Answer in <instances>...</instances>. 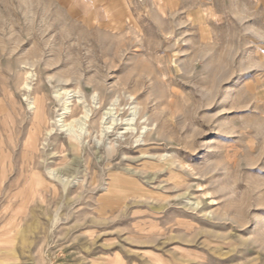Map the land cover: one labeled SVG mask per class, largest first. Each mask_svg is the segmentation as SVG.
I'll use <instances>...</instances> for the list:
<instances>
[{"label": "rangeland", "instance_id": "rangeland-1", "mask_svg": "<svg viewBox=\"0 0 264 264\" xmlns=\"http://www.w3.org/2000/svg\"><path fill=\"white\" fill-rule=\"evenodd\" d=\"M0 104V264H264V0H0Z\"/></svg>", "mask_w": 264, "mask_h": 264}, {"label": "bare ground", "instance_id": "bare-ground-1", "mask_svg": "<svg viewBox=\"0 0 264 264\" xmlns=\"http://www.w3.org/2000/svg\"><path fill=\"white\" fill-rule=\"evenodd\" d=\"M34 95V98L32 99L31 101V104H32V110H33V116H34V121H35V124L33 125V130H34V133L35 135L33 136V133H31L27 139V141L25 142V149L26 150H29V152L31 151L32 152V160L34 158V156H36L39 152V149H38V141H39V138H40V134H41V125L43 124H46V109H47V103H46V95L44 92H41L38 94V92L36 93V91L33 93ZM59 103H62L63 104V108H64V112L62 113L61 117L66 119V118H74L78 115V112H79V109L80 107L78 105H74V108H70L68 107L66 104H67V101L66 99H61L59 101ZM80 103V102H79ZM30 104V103H29ZM1 104H0V112L3 111V108H1ZM86 109V108H85ZM84 109V110H85ZM125 110V109H124ZM123 110V111H124ZM84 112V111H83ZM110 114V113H109ZM122 114H125V112L121 113L120 115ZM84 116L86 117H89V113L88 111L86 110L85 111V114ZM115 116V115H114ZM114 116H111L109 118H115ZM108 118V120H109ZM103 120V119H102ZM107 121V119H106ZM121 121V122H120ZM118 121V120H113L112 119V123L110 122V126L108 127H104L103 126V131L102 132H109L110 130H116L117 128L119 127H124V126H129L131 125V123H129V120H126V121H123L122 119ZM60 122V121H58ZM101 124V123H100ZM99 124V125H100ZM106 124V123H105ZM108 124V123H107ZM102 125V124H101ZM65 126V125H64ZM67 126V125H66ZM132 126V125H131ZM50 127V126H48ZM63 127V126H62ZM44 128V127H43ZM127 132H129V129L126 130ZM43 132V131H42ZM49 133V132H48ZM69 135L72 134L73 132L71 131L68 132ZM51 134V133H50ZM80 134V133H79ZM45 135V134H44ZM81 135V134H80ZM72 136V135H70ZM73 137V136H72ZM71 150L78 154L81 152V146H79V143L77 142V137H73L71 138V141L68 143ZM66 148V144H64L63 146H61V153L64 152V149ZM66 153V152H65ZM146 153V152H145ZM30 154V153H29ZM29 156V155H28ZM75 163V162H74ZM73 163V165H74ZM76 167V166H75ZM69 170V169H67ZM33 175L37 176L38 178V183L35 185L32 181L30 182L29 184V187L31 188H34L35 186L37 187H44L46 184L44 182V180L42 179L41 180V173L38 171L36 173H34ZM31 188V189H32Z\"/></svg>", "mask_w": 264, "mask_h": 264}]
</instances>
